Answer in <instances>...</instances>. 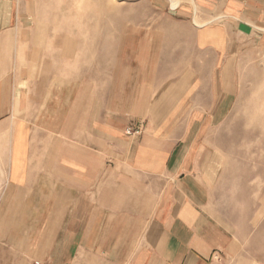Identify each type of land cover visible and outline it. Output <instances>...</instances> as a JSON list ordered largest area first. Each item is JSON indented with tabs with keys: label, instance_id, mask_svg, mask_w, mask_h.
<instances>
[{
	"label": "crops",
	"instance_id": "obj_1",
	"mask_svg": "<svg viewBox=\"0 0 264 264\" xmlns=\"http://www.w3.org/2000/svg\"><path fill=\"white\" fill-rule=\"evenodd\" d=\"M168 1L173 5L175 0ZM211 1L190 0L194 5ZM214 2L225 17L264 29V0ZM31 4L0 0V93L9 94L4 114L11 118L18 111L14 85L20 79L31 83L14 71ZM181 12L187 17L174 22L192 28L198 56L187 67L197 74L182 76L172 90L165 88V101L177 103L170 108L167 102L164 121L147 122L141 133L130 135L121 122L104 123L96 150L86 147L88 142L71 141L69 153L37 162L36 170L30 128L22 120L12 121L2 206L6 214L38 213V224L31 226L33 240H0V264H234V239L211 211L216 175L207 166L216 152L201 159L204 144L199 141L229 110L236 86L234 56L228 54L223 24H197L188 11ZM152 53L142 65L149 66V74L137 81V102L149 103L158 84L157 50ZM33 196L35 204L27 201Z\"/></svg>",
	"mask_w": 264,
	"mask_h": 264
},
{
	"label": "rangeland",
	"instance_id": "obj_2",
	"mask_svg": "<svg viewBox=\"0 0 264 264\" xmlns=\"http://www.w3.org/2000/svg\"><path fill=\"white\" fill-rule=\"evenodd\" d=\"M30 1L31 16L22 42L19 38L14 71L31 83L20 79L14 85L17 116L4 114L9 94L0 93V240H33L31 226L38 224V213L6 214L2 206L12 121L22 120L30 128L35 170L37 162L69 153L71 141L88 142L85 146L96 150L104 123L121 122L130 135L135 124L141 133L147 122L164 121L167 102L170 108L177 103L165 101L166 89L172 90L182 76L197 74L187 67L198 56L192 28L187 31L174 22L187 17L183 8L197 24L225 26L228 54L234 56L235 92L221 123L200 135V157L216 152L207 166L216 175L211 211L237 246L233 263L264 264V29L225 17L214 0L207 5L179 0L183 3L174 7L168 0ZM154 49L158 84L149 103L137 102V81L150 71L142 65ZM145 104L149 107L140 109ZM29 200L38 202L36 196Z\"/></svg>",
	"mask_w": 264,
	"mask_h": 264
},
{
	"label": "bare ground",
	"instance_id": "obj_3",
	"mask_svg": "<svg viewBox=\"0 0 264 264\" xmlns=\"http://www.w3.org/2000/svg\"><path fill=\"white\" fill-rule=\"evenodd\" d=\"M170 1H171V0H170ZM178 1H179V0H175V1H173V5H171V7H172V6H176V5L178 4ZM171 3H172V2H171ZM171 3H170V4H171ZM191 3H192V2H191ZM173 9H174V8H173Z\"/></svg>",
	"mask_w": 264,
	"mask_h": 264
},
{
	"label": "built area",
	"instance_id": "obj_4",
	"mask_svg": "<svg viewBox=\"0 0 264 264\" xmlns=\"http://www.w3.org/2000/svg\"><path fill=\"white\" fill-rule=\"evenodd\" d=\"M129 133H130V131H129ZM135 133H137V130L135 131ZM34 264H41V263H39L38 261H35Z\"/></svg>",
	"mask_w": 264,
	"mask_h": 264
}]
</instances>
